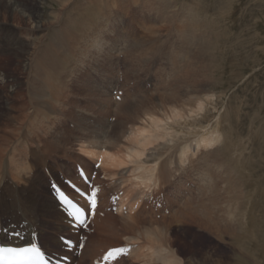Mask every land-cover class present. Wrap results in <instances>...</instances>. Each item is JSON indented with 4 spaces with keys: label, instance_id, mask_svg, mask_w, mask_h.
<instances>
[{
    "label": "rangeland",
    "instance_id": "rangeland-1",
    "mask_svg": "<svg viewBox=\"0 0 264 264\" xmlns=\"http://www.w3.org/2000/svg\"><path fill=\"white\" fill-rule=\"evenodd\" d=\"M12 1L16 2L19 7L27 10L35 8V6L32 5L31 0ZM92 1L91 4L93 6H95V4L98 5L96 1L101 2L102 4L103 8L101 7L102 12L98 14L99 16L96 15V17L93 15L94 17L91 21L88 20L89 18L87 19L85 17L86 15L83 16L85 19L82 17L81 19L84 20L81 21L80 19L78 26H75L68 31V33L71 34H61L62 37L60 39L58 38L59 40L55 38V33H50V40L54 43L53 47H56V54L58 53L56 57H59L60 60L59 61L57 58V64H60L62 68L67 69V71L65 70L66 74L64 73V76H60L61 79L66 77L65 80H67L69 84L73 80L76 84V88L80 86L86 88L85 93L88 90L86 95L82 94L81 96V93H78L77 95L72 88L74 86L68 84L66 86V92L70 93V97H68L72 99L65 97V100L64 97H62L59 99L61 102L59 100V102L54 101V104L57 106L49 103V105H47L50 109L47 108V105L45 108H41L42 111H44V109L45 111L51 110L48 112V115L51 117L46 121L48 127L46 128V131L49 132L48 134H55L57 132L60 134L62 133L61 135L64 136H62L63 139L70 138V140L68 139L69 145L65 144L61 147L55 148L50 147L54 151L49 154H43L41 151L36 150L35 147L29 146L27 150L32 148L31 150H34L32 152L34 155L30 152L27 153V155L25 154V147L31 143L24 141L25 139H21V142L17 145V149L21 151L15 152V155L19 158L17 161L18 163L23 162L24 169L21 167L13 169V167L10 166L7 168L8 174L0 170V200L4 197L10 201L14 200L12 193H9L7 190L15 191L19 200L24 196H28L30 202L27 200L24 202V205L29 211L35 214L37 222L34 229L38 238V244L41 247H44L48 254L56 255L67 252L71 258L74 257L77 259L80 255L75 253V248L72 250H66L62 247L64 243L61 238H71L76 240L79 236H82L84 242H86L87 236H90L94 230L93 228H90L89 230L70 231L69 229L71 228V225L67 223L65 226L64 220L61 217L62 215L65 216L63 211L58 208L62 213L61 216L57 215L55 211L57 210V206H55L56 201L52 194V182L61 187H66V189L69 190L65 180L69 179L75 182L78 177L77 167H83L84 165L85 167L92 169V172H96L95 182L97 181L96 183L102 191V200H106L107 196L114 193H120L121 196L124 194L127 195L129 202L132 203L136 194L139 192L142 191L145 194L149 192H144L143 188H131L134 185H137L139 181L135 178V176L138 175V171L134 170L135 167L134 164H132L133 162H124L122 166L118 167H112L107 164L103 170H101L100 167L95 170L93 168V161L89 160L80 148H94L99 150L107 149L108 151L112 136L118 137L119 145L116 146L115 151L119 152L118 154L123 158V154L121 153L124 152L125 147L132 146V143L127 140L126 137L129 132L145 129L143 130L145 134L149 128L152 131L158 129L157 131L161 133H156L157 131H154L155 134L154 132L153 134L155 137L156 134H160L161 136L163 135L162 133H164V135L162 137L158 135V138H155L153 135V139H151L152 132L149 130L151 132L150 140L153 145L151 143L147 145L149 150H147L146 146V152H144V157L146 159H143L144 157L142 155L141 160L152 159L151 156L154 154L153 151H156L155 153H157V150L159 151L162 148L161 152L159 151L158 153L160 154V162L164 163L168 160L166 157L171 155L166 146L167 144L170 143L171 145L176 143V146L178 144L177 147H179L180 143V146L183 144L193 145L188 151V160L186 159L184 163L178 164V166L173 165V167L169 168L173 175H170L167 178H163L161 174L158 175V186L162 185V194L159 196L161 197L164 194L167 197L166 206L170 208L168 203L169 200L174 206L169 212L164 213L160 212V210H157L159 213H156L155 209L144 208V206L137 207L134 211L123 209V214L108 211L107 208L102 211L120 219L124 213H126L128 217L131 216L127 218V220L136 219L138 221L141 220V222H144L145 220L151 221L163 219L164 222L167 223L165 226L168 230L166 237L169 240L168 246L170 245L171 249H173L172 251L176 253V260L180 258L178 262L176 260L172 262L174 264H243L236 261L238 246L232 242V236L229 237L228 232L227 234H223V240H219L213 232H207L199 228L196 223H191L190 220L182 222V219L180 218L181 221L179 222L175 219L176 216L180 217V212L186 209V206L191 205L196 207L202 201L209 207L207 208L205 205L204 209L200 211L199 216L201 215V218L204 217L203 219L210 220V217L212 218L213 216V218L216 219L217 216H220V211L224 217L227 218V211L235 210V203L234 206H230V204L233 203L229 201H233V197L238 195L237 197L240 196L239 207L240 209H243V212H246L242 218V232L240 233L243 234L242 238L244 241L245 236L248 241H245V245H243L242 248L245 251L254 253V257L251 255H245L247 258L252 259L249 260V263L246 261L243 262L244 264H264V253H262L264 251L259 249L261 252H257L255 247L257 244L253 242V238L255 237L260 243L264 244V242H262L264 237V0H170L171 2H178V5L180 4V7H177L179 8L177 9V12L175 11L178 21H174V23L172 14H165V20L160 21L159 18L155 17L156 15L153 12H149L148 9L145 8V5L153 2V0ZM74 2L76 3L77 1L72 0L71 4L67 5L69 7L66 6L64 9L66 11L63 14L64 17L67 15V9L70 8V6L72 8V5L75 4ZM88 2L89 0H80V3L82 5L84 4L83 6L87 5ZM52 3V0H48V2L45 0L43 1V7H38V5H36V10H40L38 13L45 11L47 14H50V12H56L55 10L60 11V7H58L57 4ZM191 4L193 6H191ZM79 9L80 10L78 11H84L85 7ZM160 9L161 7H159V10ZM187 9L190 10L191 15L190 13H187ZM193 10L195 12H192ZM73 11L74 14L71 11L68 13L69 18L76 16L77 10L74 8ZM12 12L10 3H7V0H0V19L3 17H6L7 19L16 18L11 16ZM194 13L197 14L194 16ZM196 16H198L199 19H196L198 18ZM166 19L170 21L168 22ZM190 20L193 21L192 23L195 26L194 29H196L194 30V34L196 32L202 33L203 30H205L203 32L204 35L200 33V35L196 34L199 37L203 35V37L206 36L207 38L206 41L203 40L201 42L202 44H200L199 40L194 41L192 39L189 41L190 45L188 44L189 46L186 47V44H184L185 40H182V33L181 35H178L177 29L175 28L177 25H185L186 21L189 22ZM197 20H201L202 23L200 24V21ZM80 22H82V24ZM86 22L88 23L86 24ZM83 24H86L87 26ZM153 24H156V28L159 29H156L158 36H155L154 38L147 35V33H144L146 32L145 26L148 27ZM199 24L201 25L200 27ZM81 25L84 26V28ZM196 26L197 28L199 27L198 30H201L202 32H198ZM50 27H52L50 32H53L55 24H52ZM1 28L4 32L8 31V27L4 26ZM72 32L75 35L77 34L76 37ZM184 33L187 34L185 31ZM190 33L192 34L193 32L191 31ZM30 34L35 35L33 36L34 39L37 38L35 32L30 31ZM64 35H71V37H66ZM59 36L60 34L58 37ZM173 39H175V42ZM172 41L174 42V46L171 45ZM63 42L64 46L59 50V47ZM17 46L11 47L12 49L7 50V55L2 56L0 59V75L3 76V80H0V130L3 128V123L9 121V118H7L9 117V113L10 116H15L16 112L21 113L23 111H21L23 108L22 106L28 102L27 95L30 94L31 87H34V78L32 76L29 77L30 81L28 80V86L26 87L25 83L27 79L25 73L21 71L23 70L24 65L22 50L26 49L27 45L19 42ZM16 47L19 48V50ZM71 47L74 50H72ZM201 47L202 56L205 60L203 62V59L200 58L201 56L199 57V61H196L198 60L197 55L199 54L198 52H200ZM197 49H199V51ZM186 51H190L195 57L193 62L191 59L192 57L190 58V65L193 64L194 66H199L203 64L207 69H211L213 66L211 70L209 69L210 72L208 71L210 74L206 72L207 70L205 71L207 74H204L206 79L210 76L206 83L211 84L210 86H207V89L209 88L211 91L209 89L207 91L210 93L212 92V94L209 93L210 96L208 94L207 97H204L206 98L204 101L206 107H203L204 109L202 108L198 113H189L187 117L184 115L186 118H180L177 120V125L176 123L170 122V119L167 123L168 117L165 118L166 115L164 113L162 114L161 111H157L158 113L154 114V116L152 115V117L161 120H158V123L160 122L158 124L159 126H157L158 128L149 127L147 128L148 130L145 128L148 127L147 122L145 121L146 117H144L145 119L143 121L136 116L133 119L126 120L123 115H117L118 113L116 110L120 103H124V105L134 104L137 108H141L144 104V107H148L150 100H158V97L163 96L162 92H164V95L165 93L168 95L169 92L184 94L186 91L185 88H187L185 85L186 82H184V84H182L183 82H179L174 85L173 82L178 75L172 80V72L174 69L173 60L175 61L177 59L176 64L179 65L178 74L180 73V69H182L184 64V62L182 64V55L184 54L186 56ZM1 55L0 51V56ZM160 55L165 56L171 64ZM200 61L202 63L198 64ZM210 62H212V64H210ZM212 78H214V81H212ZM89 83L90 85H88ZM114 88H121L120 90L123 93V97H121L120 101H115L111 96V89ZM166 88L168 91L165 90ZM19 89L20 91H18ZM158 92L160 93L158 94ZM20 93H22V97L20 96ZM89 95L92 96L90 97ZM207 98L209 101H207ZM42 102L44 104L45 101ZM19 105L21 106L19 107ZM77 105L79 106L77 107ZM81 106L82 109L80 108ZM52 107H56V109L54 108V110H52ZM86 108L89 110L87 111ZM99 110L101 112H99ZM105 112L107 113L105 114ZM223 113H225V115H222ZM192 115L193 117H191ZM161 116H163V118ZM160 117L164 119V121ZM182 119L185 120L183 121ZM188 121H191L192 123ZM162 122L166 123L162 124ZM193 123L194 125H199L198 128L195 127L196 125L193 126ZM39 124H41V119L37 121V125L35 126H38ZM166 124H170L169 128ZM186 126H189L190 129ZM122 127H131V131L126 133L123 137L120 135ZM194 127L198 130L194 129ZM210 127L218 129L220 141L213 146L210 145L207 149L204 148L206 144H202V149L197 151V146L194 145V139L196 136L193 135L206 131L210 129ZM29 128L30 127H27L24 131L26 138L27 134L30 132ZM5 129V131H9V128ZM170 129H172V134L173 129L175 130L174 133L177 137L170 134ZM176 132H178V135ZM166 134L167 136H171L169 138H167V136L164 137ZM160 138H163L164 142L162 143L166 144L164 146L162 145L163 147L161 146V143H159L163 141L162 139L160 140ZM170 138H174L173 142H166V139ZM153 140L155 143H153ZM159 144L160 147L155 146H159ZM43 148L49 149L46 144H43ZM111 150L114 151V148ZM174 152L173 154H175ZM177 152L179 153L178 150ZM201 160H203V164H201ZM145 163L146 167H149L155 162ZM204 164L208 166L207 170H209V172L201 175L202 171L205 170L203 166ZM109 168L111 170H109ZM108 172L113 173L112 175L107 176ZM222 179H224V181ZM221 180L222 182H220ZM124 181L126 184H124ZM231 181L233 182L231 183ZM206 183H210L208 191L205 193L206 196L205 194L204 196H200L201 189H203ZM230 184L233 186V188L231 187L234 189L233 192L232 189H230ZM236 185L239 187H236ZM6 187H8V189ZM217 187L218 189H216ZM81 188L85 189V186L83 185ZM158 190L159 189L157 188V190L152 189L150 191L153 193ZM237 191H239V193H237ZM234 192L236 193L234 194ZM216 194L217 196H220L216 197ZM198 196L200 197L198 198ZM209 198L210 201L208 200ZM189 202L190 204L188 205ZM14 206L15 203L11 205L9 211L13 210L15 212L16 207ZM217 208H220V210ZM209 209L210 213L208 212ZM207 212L209 214L212 213V216H209ZM223 212H225V214ZM177 213L179 215H177ZM46 218H48V221H45ZM49 219L55 220L52 223L49 222ZM17 220L18 219L13 218L11 214L3 213L0 209V228L16 225ZM68 222L70 221L68 220ZM59 228L64 229L65 231H59ZM238 230L239 228L237 227L236 231ZM53 231H56L57 235H53ZM122 235H125V233L123 232ZM236 237L235 240L239 239H236ZM143 238H140L141 240L139 241L130 242L133 253L122 257L116 264H166L167 262H160V260L157 259V249L161 245L153 241L151 242L147 238L144 240ZM54 239L57 241H54ZM112 240L115 241L116 239L114 238ZM54 242L58 244L61 243L62 245L57 246ZM119 242L123 243L124 239H120ZM240 242L242 241L240 240ZM95 250L98 253L103 249L95 247ZM254 250H256V252H254ZM260 256H262V258ZM148 257H150V259ZM87 261H89L88 258ZM75 263L73 262L70 264Z\"/></svg>",
    "mask_w": 264,
    "mask_h": 264
},
{
    "label": "bare ground",
    "instance_id": "bare-ground-1",
    "mask_svg": "<svg viewBox=\"0 0 264 264\" xmlns=\"http://www.w3.org/2000/svg\"><path fill=\"white\" fill-rule=\"evenodd\" d=\"M43 1H45V0H31V3H32V5L35 6V8H31L30 10H27V9L22 8V7H19L16 2H14L12 0H7V3H10L11 9L13 11L12 14H11V16L12 17H16V18L7 19L6 17H3L2 19H0V51H1V54H2L0 56V59L2 58V56L7 55V50L12 49L11 47L17 46L19 42L27 45V48L24 49V50H22V57L24 58V65H23V70H21L22 72L25 73V76H26V79H27V80L25 79L26 80V83H25L26 87L28 86L29 77L32 76L34 78V80H33L34 87L33 88L31 87L30 94L27 95L28 102L25 103L22 106L23 108L21 109V111L22 110L23 111L21 113L20 112L19 113L16 112V115L15 116H13V115L10 116L9 115L10 113H9L8 114L9 117H7V118H9V121L7 123H3V128H2L3 131L0 130V170L6 172L7 174H8L7 168H9L10 166L13 167V169H16V168H19V167H21V168L24 169L23 162H21V163L19 162L18 163L17 161H18L19 158H17L16 155H15V152L21 151V150H18L17 149V145L21 142V139H25L24 141L31 143V144H28L25 147V154H27L29 152L32 153L34 151V150H31L32 148L29 149V150H27L29 146L35 147L36 150L41 151V153H43V154H49V153H53V151H54L51 148L61 147V146L65 145V144H68L69 145L68 139L70 140V138H67V139L64 138L63 139L64 136L61 135L62 133L60 134V133L57 132L55 134H48L49 132L46 131V128H48L47 125H46V121H48V118L51 117V116L48 115L49 114L48 112H50L51 110L50 111L49 110L45 111V109H44V111L41 110L42 107L45 108V106L47 104L49 105V103H51V105L52 104L55 105L54 104V101H58L62 97H64L65 100H66V98H69L70 97V93L69 92L68 93L66 92V86L69 83L67 82V80H65L66 77L65 78L62 77L63 79H61V77H60V76H64L66 74L65 73V70L67 71V69L62 68L60 64H57V61L59 60V57H56V55L58 53L56 54V51H57V50H55L56 47H53L54 46V43H53V41L50 40V33H55V38L56 39H58V38L60 39L62 37L61 34L68 33V31L71 30V28H74L75 26H78V24H79L78 22H79V20L83 16L86 15L85 17L87 19L89 18L88 20L91 21V19H93V17H94L93 15L99 16L98 14L100 12H102L101 11L102 10L101 9V7H102L101 2L96 1V3L98 5L95 4V6H93L91 4V2H93V1L92 0H89L88 4L85 5V6H83L84 4L82 5L80 3V0H74V1H77V2L76 3L74 2L75 4L72 5L73 6L72 8L70 6V8L67 9V11H68L67 12V15H66V17H64L63 14L66 11L64 9L66 8L67 5H70L71 4V1L72 0H52L53 1L52 4H54V3L57 4L58 7H60V11L59 10H55L56 12H50V14L45 13V11H41L40 13H38V11H40V10H36V5H38V7H43ZM135 1H138V0H135ZM47 2H48V0H47ZM191 6H193V5L191 4ZM67 7H69V6H67ZM81 7H85V10L84 11H78V10H80L79 8H81ZM159 7H161V9H160L161 12L159 10ZM177 7H180V4L178 5V2H171L170 0H153V2L145 5V8H147L149 12H153L156 15L155 17L156 18H159L160 21H164L165 20L164 19L165 14H168V13H169L168 15L172 14L173 16L172 15L171 16L173 17L172 18L173 19V23H174V21H178V17L176 15V12H177V9H179V8H177ZM74 8H75V10H77V13L75 12L76 13V16H74L73 18H69L68 13L71 11L74 14V11H73ZM49 9H51V8H49ZM105 10H107V9H105ZM57 11H59V12H57ZM186 11H187V13H190V10L187 9ZM159 12H160V15H159ZM192 12H195V11L193 10ZM195 14H197V13H194V16H195ZM190 15H191V13H190ZM196 17H198V16H196ZM168 19H170V18H168ZM196 19H199V17L196 18ZM83 20L81 19V21H83ZM166 21L169 22L170 20H167L166 19ZM194 21H196V20H194ZM197 21H200V24L202 23L201 20H197ZM168 22H167V24H168ZM192 22H193L192 20H190L189 22L186 21V24L185 25H183V26L182 25L181 26L180 25L179 26L177 25L176 28H175V29H177L178 35H181V33H182V40H185V43L184 44H186V47L190 45L189 41L192 40V39L194 41L195 40H199L200 44H202L201 42L203 40L206 41V38H207L206 36L203 37V35H204L203 32L205 30H203V32L201 30H198V28L201 26L200 24H199V27L197 28V26H196V28H197L198 32L201 31L202 33H200V32L199 33L200 34H203V35H201L200 37L197 36V34H199V33H197L196 31L195 32L197 34L196 33L194 34V30H196V29H194L195 26H194V24ZM80 23L82 24V22H80ZM87 23L88 22H86V24ZM52 24H55V28H54L55 30L53 29V32H50V29L53 27V26L50 27ZM86 24H83V25H86ZM157 24H159V23H157ZM162 25H164V24H162ZM4 26L5 27H8V31L7 32H4V30L1 28V27H4ZM156 26H157L156 24H153V25L148 26V27L145 26L146 32H144V33H147V35L152 36L153 38L155 36H158L157 30H159V29H157ZM82 27L84 28V26H82ZM88 27H89V25H88ZM162 27H164V26H162ZM80 30H82V29H80ZM182 30H184L188 35L185 34L184 31H182ZM30 31L31 32H35L36 35H37V38L34 39L33 36H35V35L30 34ZM191 31L193 32L192 34L190 33ZM59 34H60V36L58 37ZM68 34H71V33H68ZM72 34H74V33L72 32ZM84 34H85V32H84ZM205 34H206V32H205ZM76 35L74 34L75 37H76ZM144 35H146V34H144ZM64 36H66V35H64ZM69 36L71 37V35H68L66 37H69ZM99 37H100V35H99ZM146 38H149V37H146ZM53 39H54V37H53ZM66 39H69V38H66ZM71 41H73V40H71ZM173 41L175 42V39H173ZM173 41L171 42V45L172 46H174V42ZM197 42H195V43H197ZM68 43H70V42H68ZM195 43H193V44H195ZM71 44H73V43H71ZM63 46H64V42L60 45L59 50L62 49ZM75 46H78V45H75ZM72 47H71V49H72ZM194 48H195V45H194ZM17 49L19 50V48H17ZM157 49H159V48H157ZM72 50H74V49H72ZM197 50L199 51V49H197ZM201 50H202V47L200 49V52H198L199 54L196 53V54H198L197 55L198 57L196 56L198 58V60H196V61H199L200 58L203 59ZM195 51H196V49H195ZM186 52H187L186 56L184 54L182 55V64H183V62H184V64H183V66L181 65L182 66V69H180V73L178 74L179 65L176 64V61H177L176 58H175L176 59L175 61L173 60V62H174V69H173V72H172V74H173L172 80L178 75L176 77V79L174 80V82H173L174 85L176 83H179V82H183L182 84H184V82H186L185 85L187 86L188 89L185 88L186 91H185L184 94H176L177 92H174V93L173 92H169L170 94L168 93V95H167L165 93V95H164V92H162L163 93V96L158 97V100H150V102L148 104L149 105L148 107H144L145 106V104H144V106L142 105L141 108H137L134 104H131V105L126 104V105H124V103H122V104L120 103L119 106H117V110L115 108V110L118 113L117 115H123V117H125L126 120L133 119L136 116L137 118H140L143 121L145 119L144 117H146V120L145 121L147 122L148 127H145V128L147 129L149 127L156 128L157 126H159L158 124L160 122L158 123V120H160V119L157 120L154 117H152V115L154 116V114L158 113L157 111H161L162 114L164 113L166 115L165 118L168 117L167 118L168 119L167 120V123H168V121L171 120L170 122L176 123V125H177V122L176 121L179 120L180 118H186L189 115V113H198L199 111L202 110L203 107L205 108L206 106H205L204 101L206 100V98H204V97H207V95L210 93V92L207 91L209 89V88L207 89V86L208 85L209 86L211 85L210 83L209 84L206 83V81L208 82V79L210 78V76H209L208 79H206L205 78V75L207 74L206 72H208L210 68L208 67L209 69H207V67L205 65H203V64L202 65H199V66L198 65L194 66L193 64L190 65L189 64L190 63V58L192 57L191 59H192V62H193V59L195 57L190 53V51L189 52L186 51ZM193 52H194V50H193ZM14 53H15V51H14ZM160 56H163V55H160ZM61 57H62V54H61ZM163 57L166 59L165 56H163ZM23 58H20V59H23ZM57 58H58V60H57ZM75 59H77V58H75ZM84 60H86V59H84ZM203 61H205V60L203 59L202 62ZM180 62H181V59H180ZM202 62L200 61L198 64H200ZM210 64H212V62H210ZM212 67H211V69H212ZM16 69H17V67H16ZM209 72H208V74H210ZM69 74H71V73H69ZM211 74H212V72H211ZM179 78H180V80H179ZM213 79L214 78H212V81H214ZM0 80H3V76L2 75H0ZM69 81H70V79H69ZM69 85H71V86L73 85L74 86L72 88L75 90V93H77V95H78V93L79 94L81 93V96H82V94H85L86 95V93L88 92V90H87V92L85 93L86 88H84L82 86L76 88L75 87L76 84L73 82V80H72V82ZM88 85H90V83ZM185 85H183V86H185ZM85 87H86V85H85ZM174 88H176V87H174ZM114 89L120 90L121 88H119V89L118 88H114ZM114 89H111V90L113 91ZM165 90L168 91L167 88ZM15 91H17V90H15ZM18 91H20V89ZM27 91H28V89H27ZM69 91H70V89H69ZM71 91H73V90H71ZM96 93H98V92H96ZM159 93L160 92H158V94ZM180 93H181V91H180ZM210 94H212V92ZM210 94H209V96H210ZM20 96L21 97L23 96L22 93H20ZM89 96H88V98H89ZM95 96H96V94H95ZM95 96H93V97H95ZM101 96H102V93H101ZM9 97H11V96H9ZM122 97H123V95H122ZM142 97H144V96H142ZM147 97H148V95H147ZM69 99H72V98H69ZM138 100H137V102H138ZM42 101H45L44 104H43ZM207 101H209L208 98H207ZM7 102H9V101H7ZM79 105H77V107ZM20 106L21 105H19V107ZM55 106H57V105H55ZM11 107H12V105H11ZM47 108H49V106ZM54 108L56 109V107H52V110H54ZM80 108L82 109V106ZM86 109H87V111L89 110L88 108H86ZM45 112H47V113H45ZM99 112H101V111L99 110ZM106 113L107 112H105V114ZM219 114H220V112H219ZM222 115H225V113H223ZM161 117L163 118V116H161ZM191 117H193V115ZM40 119H41V124H39L38 126H35V125H37V121H39ZM162 120L164 121V119H162ZM189 120H191V119H189ZM186 121H187V119H186ZM209 121H211V120H209ZM188 122H191V121H188ZM165 123L162 122V124H165ZM198 123H200V122H198ZM169 125H167L168 128H169ZM192 125L195 126L196 124L194 125V123H193ZM193 126H192V128H193ZM198 126L196 125L195 127L198 128ZM27 127H30L29 128L30 132L27 134V138H26V135H25L24 131L26 130ZM195 127H194V129H196ZM5 128H9V131H5L6 130ZM189 129H190V127H189ZM143 130H145V129H142L141 131H135V132L132 131V132H129V131H131V127H129V128L122 127L121 128L120 135H122V137H123V136L126 135V133L129 132L126 137H127V140H129L132 143L131 144L132 146H129V147L123 146V147H125L124 152L121 153V154H123V158L120 157V154H118L119 152L115 151L116 146L119 145L118 144L119 138L118 137H113V136H112V139L110 141V146L108 148L110 151L109 150L107 151V149H105V150H99V149H94V148H87V149L80 148V150L83 151V153L85 154V156L89 160L93 161V164H94V162H99L100 169L101 170H103V168L107 164H109L112 167H118V166H122V164L124 162H126V163L133 162L132 164H134V167H135L134 170L135 171H138V175L135 176V178L138 179L139 181H138V184L137 185H134L131 188L132 189H137V188L140 189V188H143L144 189V192H147V191L151 192L150 190H152V189L153 190H157V188H158L159 190L157 191V193L159 194V193L162 192V185L158 186V182H159V176L158 175L161 174L163 178H167L170 175H173L169 168L170 167H173V165L178 166V164L184 163L186 161V159L188 160L187 154H188V151L190 150V148L193 147V145L192 144H183V145L180 146L181 143L179 144V147H177L178 144L176 146V143L170 145L169 142L172 143L173 140H174V138L173 139L172 138L166 139V142L168 141V143H169V144L166 145V144H163L162 143V142H164V139L163 138H160V140L161 139L163 140V141L159 142V143H161V146L162 145L163 146L166 145L168 147V149H169V154H171L168 157H166V158H168V160H166L164 163L160 162V160H159L160 154L158 152L159 151L161 152V149L162 148L159 151L157 150V153H155L156 151L155 152L153 151L154 154L151 156L152 157V159H150L151 161L150 160H141L142 159L141 156L142 155H143V157L145 156L144 152H146V146L148 144H150V143L152 144V141L150 140L151 135H152V138L151 139H153V135L155 134V132L158 129L156 131L154 130L155 131L154 132V131L150 130V128H149V130L152 132L151 135H150L151 132L148 129H147L148 131L146 130L147 131L146 133L149 134V135H147L146 133L144 134V131ZM196 130H198V129H196ZM171 131H172V129H170V132ZM174 131L175 130L173 129V134H172V132L170 134L171 135H175L174 137H177L176 134L174 133ZM153 132H154V134H153ZM156 133H161V132H158L157 131ZM176 133L178 135V132H176ZM162 134L164 135V133H162ZM158 135L160 136V134H156V137H155V135H154V137L155 138H158L159 137ZM163 135H161L160 137H162ZM35 136H37L39 138H37ZM166 136H167V134L164 137H166ZM170 136L168 135L167 138H169ZM193 136H196L195 139H194V145L197 146L196 147V150L197 151H200L202 149L201 148V147H203L202 144H204V145L206 144L204 146V148L207 149L210 145L213 146V145H215L216 143H218L220 141V134L218 133V129L215 128V127L214 128H211L210 127V129H208L206 131H203V132H200V133H197V134H194ZM182 137H184V136H182ZM35 138H37V139H35ZM154 140H156V139H154ZM154 140H153V143H155ZM175 141H177V140H175ZM43 144H46L49 147V149L43 148ZM156 144H157V142H156ZM68 145H66V146H68ZM157 145H155V146L156 147H160V144H159V146H157ZM166 146H165V148H166ZM112 148H114V151L111 150ZM117 149H119V148H117ZM147 150H149L148 149V146H147ZM163 150H164V148H163ZM177 150L179 151V153L177 152ZM174 151H176V152H174ZM173 152L175 154H173ZM150 153H152V152H150ZM177 153H178V156H177ZM32 155H34V154L32 153ZM213 156H214V154H213ZM227 156H229V155H227ZM148 157H150V156H148ZM143 159H146V158L144 157ZM152 160L155 163H152V164L150 163L151 165L149 164L150 166L148 165L149 167H146L145 164H147V163H145V162H148V163L149 162H153ZM203 163H204L203 160H201V164H203ZM205 165L206 164H204L203 166L205 168L204 171H206V172L202 171L201 175L204 174V173H208L209 172V170H207L208 169L207 168L208 166L207 165L205 166ZM83 167H84L83 172L86 175V177L88 178V176L92 172V169H89V168L85 167L84 165H83ZM109 170H111V169L109 168ZM129 172H130V170H129ZM112 173L113 172H110V173L108 172L107 173V176L112 175ZM17 180H19V179H17ZM115 180H117V179H115ZM222 180L224 181V179H222ZM222 180L220 182H222ZM172 181H174V180H172ZM229 181H230V179H229ZM15 182H16V180H15ZM177 182H178V180H177ZM208 182H209V180H208ZM232 182L233 181H231V183ZM124 184H126V182ZM209 184H207V183L205 185L203 184L204 187H203V189H201L200 196H202V195L204 196V194L208 191ZM67 185L69 187V190H67L66 187H61V188L64 191H66V193L69 196H71L72 198H74V200L77 202V204L83 210L86 207L89 210L88 203L84 200L83 197H81V196H79L77 194L80 191L81 186L85 185L82 177L78 175V177H77V179H76L75 182L72 181V180H70V181L67 182ZM220 186H221V184H220ZM218 187L216 189H218ZM226 187H227V185H226ZM231 187L233 188L232 185L230 186V189H232ZM236 187H239V186L236 185ZM6 188L8 189V187H6ZM233 190L234 189H232V192H233ZM7 191L9 193L10 192L12 193V196H14V200L13 201H10V200L6 199L5 197L4 198H1L2 200H0V209L3 211V213L11 214V216L13 218H16L18 220L16 222L17 224L15 226L12 225L13 228H10L9 229V232L7 234L0 235V237L3 240L9 241V242H11L13 244L21 243V241L20 240H17L16 238H13V237L10 238L8 236V234L10 232H19V237H23L25 239H30V240L37 239V235H36L35 229H34V226H35V224L37 222V220L35 218V214L32 213L31 211H29L26 208V206L24 205V202L27 201V200L29 201L30 198L28 196H24L22 199L19 200L18 199V195L16 194L15 191H12V190H7ZM149 192H147V193H149ZM214 192H216V191H214ZM235 193L236 192H234V194ZM237 193H239V191H237ZM213 194H215V193H213ZM234 194H232V195H234ZM145 196H148V195L145 194V193H143L141 191L138 194H136V196L134 198V201L131 203V202H129L127 195H125V194L123 196H120L119 195V201H118V206H117L116 212L117 213H122V210L123 209H128V210H133L134 211L135 209H137V207H140L139 204L145 199ZM200 196H198V198ZM205 196H206V194H205ZM207 196H208V194H207ZM218 196H220V195H218ZM218 196L216 194V197H218ZM237 196L238 195H236V197L235 196L234 197L232 196L234 198L233 201H229L228 200L229 202H232L233 203V204H230V206H234V203H235V206H234L235 210H229V212L227 211V214H226V217L227 218H225L224 215L220 211V216H217L216 219H214L213 216L211 215L213 213V211H212L211 214H209L210 213L209 212L210 209L208 210L209 213L207 212V214H209V216L211 215L213 219L211 217H210V220L209 219H203L204 217L201 218L202 216L200 215L201 216L200 217L199 216V213H200V211H202L204 209V207L206 205V203H204L202 201L196 207H193L191 205L190 206H186L185 205L187 208L184 209L182 212H180L181 213L180 217H177L176 216L175 219L178 220L179 222L181 221V219H182V222H186L187 220L188 221L190 220L191 223H194V224L196 223V225L199 228H201V229H203V230H205L207 232H213L219 238V240L220 239L223 240V238H224L223 237L224 236L223 234H225V233L227 234V232H228L229 237L232 236V242H234L235 245L238 246V252L236 253V256H237L236 261H238V263L241 262V263L244 264L243 261H246V262L249 263V260H252V259L247 258L245 255H251L252 257H254V253H250L248 251H245L242 248L243 245H245L244 244L245 241L246 242L248 241L247 238H246V236H245V241H244V239L242 238V235L243 234L240 233V232H242L241 231V229H242V226H241L242 218L246 214V212L245 211L243 212V209L242 208L240 209V207H239V201H240V198L239 197L240 196L239 197H237ZM102 197H103V194H102V191H100V198H101L100 199V202H99V199H98L97 200V207H96L94 216L91 219L89 225L86 227V229H88V230L90 228H93V230H94L93 233L90 236H87V241L84 242V246H83L82 250L79 253H77V251H78L77 249L72 248V249L75 250V253L77 255H80V257L77 258V259L74 258V257L71 258L68 255L67 252L60 253V254H56V255L48 254L47 251H46V249L44 247H41L44 250V252H46L50 257H52L51 258L52 260H62L65 263L68 261V264L73 263V262L74 263L76 262L75 264H83V263L97 264L98 262L101 261L103 255L110 248H116V247H121V246H129L130 249H129L127 255L128 254L131 255L133 253V249L130 246V242H132V241H139V240H141L144 237L143 238L144 240L147 238L151 242L153 241V242H156L157 244L161 245L157 249V252H158L157 259L160 260V262L163 261V262H167L169 264H174L172 262H174L176 260L177 256H175L176 253L172 251L173 249H171V246L170 245L168 246V241L169 240H168V238H166L167 237L168 230H167V228L165 226L167 223H165L163 219L151 220V221L145 220L144 222H141V220L138 221L136 219H134V220L128 219V220H130V221H128L127 218H129L131 216L128 217V215L126 213H124V215L122 216L121 219L120 218H117L116 216H112L111 214H108L105 211H102V210H106V208H108V206H109V204L107 202L109 196L106 197V200H102ZM230 197H231V195H230ZM241 197H242V195H241ZM208 200L210 201V198ZM221 201H223V200H221ZM163 202H165V205H164V208L162 210H160V212H162V213H164L166 210H168V212H169V210L174 206L170 202V200L168 202L169 205H170V208L168 206H166L167 197L165 195H163ZM14 203H15V206L14 207H16V211L15 212L13 210L9 211V209L11 208V205L14 204ZM54 203H55V201H54ZM189 204H190V202L188 203V205ZM49 206H50V204H49ZM55 206H57V210H55L56 211V214L61 216L62 213L58 209L59 208V204L57 202L55 203ZM208 207L209 206H207V208ZM148 208L149 209H153V210L156 209V213H159L157 211V208H155L154 206H148ZM221 209H222V207H221ZM88 210L86 212H88ZM218 210H220V208ZM204 212H205V210H204ZM223 213L225 214V212H223ZM65 215L66 216H63V215L61 216L62 219L64 220L65 226H66L67 223L69 225H72L73 220L71 219V217L68 214H65ZM115 215H118V214H115ZM177 215H179V214L177 213ZM9 218H10V216H9ZM220 218H221V220H220ZM68 219H70V222H68ZM50 220H53V221H50ZM54 220L55 219H49V222H52L53 223ZM45 221H48V218H46ZM237 227L239 228L238 231H236ZM58 230L59 231H65L64 229H60V228ZM69 230L70 231H76L72 227ZM123 232L125 233V235H122ZM53 235H57L56 234V231H53ZM258 236H260V235H258ZM235 237H236V239L237 238H239V239L235 240ZM114 238L116 239L115 241L112 240ZM120 239H124V242L123 243L119 242ZM263 239H264V237H263ZM263 239H262V242H264ZM68 240H70L72 242V244H73L72 247H75L76 248V246L79 244L78 240L76 241V240L71 239V238H68ZM240 240L242 242H240ZM54 241H57V240L54 239ZM253 242L257 244V245H255L257 252L260 251L259 249H261L262 251H264V244L260 243L255 237L253 238ZM8 243H6V244H8ZM74 243H75V246H74ZM54 244L57 245V246H61L62 245L61 243L58 244L56 242H54ZM62 247H64L66 250H69V247L67 245H63ZM95 247L102 248L103 250L97 253L96 250H95ZM89 250H90V252H89ZM256 250H254V252H256ZM262 253H264V252H262ZM144 255H146V254H144ZM260 257L262 258V256H260ZM87 258L89 259V261H87ZM148 258L150 259V257H148ZM179 259L180 258H178V260H176V261L178 262ZM254 259H256V258H254ZM119 260H121V257H119L112 264H116Z\"/></svg>",
    "mask_w": 264,
    "mask_h": 264
},
{
    "label": "snow or ice",
    "instance_id": "snow-or-ice-1",
    "mask_svg": "<svg viewBox=\"0 0 264 264\" xmlns=\"http://www.w3.org/2000/svg\"><path fill=\"white\" fill-rule=\"evenodd\" d=\"M97 168L100 167L99 164L96 165ZM61 199L65 204L71 203L67 200L66 197L61 193ZM88 205H90L91 210L96 209L97 201H96V191L92 190L91 196L87 201ZM86 207L84 211H87ZM72 216L81 224H83V211L79 208L75 210V212L71 213ZM13 238L18 237L19 233H11ZM21 243L13 244L9 242L8 244H0V264H43L44 256L41 251V248L37 246V244L33 243L30 239H25L20 237ZM125 249L117 248L110 250L105 258L114 257L115 255L124 252Z\"/></svg>",
    "mask_w": 264,
    "mask_h": 264
}]
</instances>
